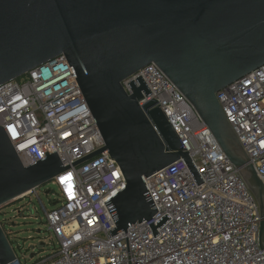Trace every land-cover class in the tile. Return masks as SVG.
Returning <instances> with one entry per match:
<instances>
[{
    "label": "water",
    "instance_id": "95a60500",
    "mask_svg": "<svg viewBox=\"0 0 264 264\" xmlns=\"http://www.w3.org/2000/svg\"><path fill=\"white\" fill-rule=\"evenodd\" d=\"M64 56L103 146L63 166L56 154L23 164L0 126V206L101 153L125 185L105 203L112 235L157 211L143 178L183 158L202 182L157 100L139 75L157 65L192 104L255 196L264 248V184L226 120L216 92L264 65V0H0V84ZM43 243H38V248ZM33 254H30L32 257ZM0 264H18L0 225Z\"/></svg>",
    "mask_w": 264,
    "mask_h": 264
},
{
    "label": "built area",
    "instance_id": "2783aa9c",
    "mask_svg": "<svg viewBox=\"0 0 264 264\" xmlns=\"http://www.w3.org/2000/svg\"><path fill=\"white\" fill-rule=\"evenodd\" d=\"M141 76L202 182L179 158L144 177L155 205L152 224L170 218L153 236L146 220L112 235L105 205L125 181L117 162L101 153L57 174L55 206L45 224L58 248L34 264H264L259 207L238 169L192 104L154 63ZM222 112L264 184V65L216 92ZM0 126L27 165L56 152L63 166L90 155L103 139L68 61L60 55L0 84ZM64 178V182L61 178ZM33 188L15 200L36 193ZM18 264H22L14 253Z\"/></svg>",
    "mask_w": 264,
    "mask_h": 264
},
{
    "label": "rangeland",
    "instance_id": "374dc122",
    "mask_svg": "<svg viewBox=\"0 0 264 264\" xmlns=\"http://www.w3.org/2000/svg\"><path fill=\"white\" fill-rule=\"evenodd\" d=\"M36 193L0 206V225L22 264H34L58 248L57 239L47 230L42 207L55 206L58 187L49 181L37 187ZM40 242L43 246L38 248Z\"/></svg>",
    "mask_w": 264,
    "mask_h": 264
},
{
    "label": "snow or ice",
    "instance_id": "6c2138e0",
    "mask_svg": "<svg viewBox=\"0 0 264 264\" xmlns=\"http://www.w3.org/2000/svg\"><path fill=\"white\" fill-rule=\"evenodd\" d=\"M61 181L64 182V178L63 177L61 178Z\"/></svg>",
    "mask_w": 264,
    "mask_h": 264
}]
</instances>
